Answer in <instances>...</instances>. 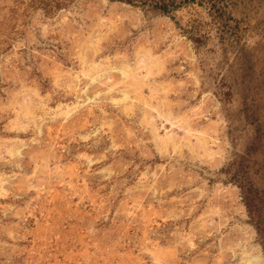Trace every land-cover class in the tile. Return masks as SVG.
<instances>
[{"label":"rangeland","instance_id":"rangeland-1","mask_svg":"<svg viewBox=\"0 0 264 264\" xmlns=\"http://www.w3.org/2000/svg\"><path fill=\"white\" fill-rule=\"evenodd\" d=\"M0 0V264H264V0Z\"/></svg>","mask_w":264,"mask_h":264},{"label":"trees","instance_id":"trees-1","mask_svg":"<svg viewBox=\"0 0 264 264\" xmlns=\"http://www.w3.org/2000/svg\"><path fill=\"white\" fill-rule=\"evenodd\" d=\"M127 1H132V0H127ZM155 3L160 7L165 9V4H164V0H155Z\"/></svg>","mask_w":264,"mask_h":264}]
</instances>
